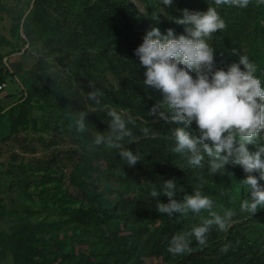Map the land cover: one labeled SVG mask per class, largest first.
<instances>
[{
  "label": "rangeland",
  "instance_id": "374dc122",
  "mask_svg": "<svg viewBox=\"0 0 264 264\" xmlns=\"http://www.w3.org/2000/svg\"><path fill=\"white\" fill-rule=\"evenodd\" d=\"M50 1L52 14L66 16L64 21H76L83 7L99 4L106 7L117 0ZM126 1L141 18L153 20L142 0ZM28 4L32 9L35 1L0 0V43L6 39L13 45L0 47V71L7 64L12 72L6 79L5 89L0 90V110L20 100L25 103L13 119L6 115L0 120V200L8 213L0 218V230L12 233L26 222L44 225L38 238L41 242L55 241L48 252L53 264H178L180 261L198 264L214 262L224 255L229 256L226 260L236 264H264V208L252 215L240 211L241 203H225L214 206L211 211L203 210L200 214L205 220L213 213L223 215L231 211L233 216L228 229L221 231L211 226L205 245H199L192 238L189 255L168 252V242L173 235L168 238V234L162 232L161 215L153 212L156 203L142 188L151 181L159 186L161 178L166 180L179 175L185 186L202 192L214 179V174L208 170V158L205 157L203 166L192 167L185 155L173 151L175 140L171 134L178 125L156 120L150 114L156 101L162 98L159 94L157 98L146 94L136 105L122 104L119 80L107 58L100 55L99 48L91 50L85 45L93 60V72L106 87L102 106L126 113L132 120L163 124L160 128L166 129L160 130L159 135L167 145L164 155L151 148L152 142L136 147L134 142L139 139L128 137L122 144L140 151L141 161L134 167L123 165L128 168L119 171L114 167L121 162L117 149L90 147L91 137L72 130L71 122L64 120L59 110L38 95L29 96L34 87L44 86L38 78L44 69L49 77L70 75L81 92L87 93L93 88L83 74L77 75L54 50L53 33L49 29L40 32L46 39L39 37L35 44L24 42L27 36L23 29L28 14H21ZM121 5L122 10L128 4ZM90 17L88 20L92 22ZM114 20L126 24L119 15ZM113 38L116 39L115 34ZM127 51L124 50L129 53ZM109 54L115 57L117 52L110 49ZM119 62L120 67L126 63L132 78L134 73L143 76L145 69L138 67L135 54ZM261 80L264 81V77ZM8 98L16 100L8 103L5 101ZM98 108L101 110V106ZM12 122L18 126L17 136L12 135ZM195 128L193 124L187 130L196 135ZM257 143L264 144V131ZM174 161L178 162V171L172 170ZM221 170L223 174L231 172L225 167ZM75 171L77 180L73 178ZM160 241L164 243L161 248ZM225 247L227 251L222 250ZM2 250L0 245V264H14L13 257L4 256Z\"/></svg>",
  "mask_w": 264,
  "mask_h": 264
},
{
  "label": "clouds",
  "instance_id": "9594fccd",
  "mask_svg": "<svg viewBox=\"0 0 264 264\" xmlns=\"http://www.w3.org/2000/svg\"><path fill=\"white\" fill-rule=\"evenodd\" d=\"M250 2L215 0L217 5L227 4L241 9L247 8ZM173 3L174 0H159L161 5L171 6ZM173 19L176 24L184 26L182 34L177 35L172 28L165 33L159 27H153L143 35V42L134 50L138 67L145 69L144 86L162 97L156 101L150 114L156 120L178 125L171 134L175 140L173 151L185 155L190 166H203L207 157L212 175L228 164L243 168L248 175L241 183L249 195L241 202L240 211L253 215L264 208V184L260 183L264 180V144L257 143L264 131V81L256 75L254 62L236 49L232 51L239 56L238 62L227 68L215 66V48L208 41L226 27L215 7L210 6L207 11L184 9L182 16ZM92 88L90 92H81L85 110L73 111L70 128L77 134L90 136V147L117 149L123 165L134 167L141 161V152L122 144L126 137H132L128 125L134 121L126 113L102 106L99 93L93 85ZM93 105L101 106L106 115L107 131L90 127L92 124L87 117L96 112ZM193 124L196 135L187 130ZM142 131L145 136L150 135L149 128ZM249 144H255L257 150L250 151ZM177 193L175 178L163 180L159 191H153L151 197L164 195L168 202L158 200L156 210L171 217L188 212L199 214L213 208V200L199 191L185 194L182 200L176 198ZM232 216L231 211L223 215L213 213L211 218L189 232L173 235L168 242V252L182 255L191 251L192 238L199 245H205L211 226L227 230ZM222 250L227 251V247Z\"/></svg>",
  "mask_w": 264,
  "mask_h": 264
},
{
  "label": "trees",
  "instance_id": "16d2710c",
  "mask_svg": "<svg viewBox=\"0 0 264 264\" xmlns=\"http://www.w3.org/2000/svg\"><path fill=\"white\" fill-rule=\"evenodd\" d=\"M35 1L34 8L28 4L21 16L27 17L24 23L23 33L27 36L25 43L35 44L41 37L40 32L48 29L53 33V48L58 51L62 56L65 64L70 65L77 75L83 74L86 80L94 86V89L99 93L101 101L104 98L105 85L101 83L98 76L93 72V60L89 50L85 48L88 45L89 49H100L102 54L111 64L115 75L119 80L121 86L120 99L122 104L136 105L138 101L146 94H151L157 98L156 91L148 90L143 84V76L132 74L127 71L126 63L121 67L119 60L127 56L134 55V50L138 47L136 43H142L143 35L152 27H159L162 32L172 28L176 34L184 32V26L178 25L174 22L175 17H180L184 9L190 11H207L208 8L215 7L220 16L224 19L226 27L222 31H217L216 34L209 39V44L215 48V66L217 68H227L232 63L238 62L239 56L233 54V49H236L240 54L247 55L255 64L258 77H264V3H259V0H251L247 8L241 9L227 4L217 5L215 0H174L173 5H161L159 0H142L148 8V12L152 16L151 20H144L139 14L132 10V6L126 0H117L109 3L108 6L103 7L99 5L85 6L76 21L62 20L64 17H58L52 14L50 0H32ZM121 3L128 4L121 10ZM110 8V12L108 9ZM119 15L125 19L126 24L123 25L116 22L115 17ZM89 22L88 19H91ZM126 33H130L128 37ZM114 34L116 39H114ZM2 46H13L12 43L3 39L0 43ZM110 49L117 52L113 57L109 54ZM127 51L129 53L124 52ZM20 51V50H18ZM2 57V61H3ZM9 60V59H8ZM243 67V66H242ZM12 73L10 67L6 64L4 69L0 71V86L6 84L8 75ZM144 74V72H143ZM13 75L15 73L13 72ZM39 82L44 83L43 87H34L29 96L38 95L41 99L45 100L49 105L55 107L60 111L62 118L71 122L73 111L85 110V103L81 98V90L79 85L74 81L70 75L55 74L49 77L46 74V69L43 74L38 76ZM24 100H20L8 108L0 110V120L6 115L13 119L16 111L24 107ZM96 107V112L89 113L87 119L90 127L94 130L104 132L108 129L107 117L99 106ZM134 123L128 126L132 131V137H126L125 140L138 138V142H134V146L150 145L151 148L158 149L162 155L167 151V145L163 143V137L159 135L165 131V128H160L161 123H155L153 120L142 121L134 119ZM149 128L150 135L145 136L142 129ZM160 128V129H159ZM163 130V131H162ZM18 126L12 122V135H18ZM158 135V136H157ZM175 144V142H174ZM173 145V144H172ZM250 151H256L257 146L253 144L247 145ZM143 148H147L143 146ZM121 159V158H120ZM166 161V160H165ZM140 161L137 162V166ZM174 168L172 170L178 171V162H173ZM114 167L117 170L127 169L123 167V162L116 163ZM225 169H229V174H223L222 170L214 174V179L203 188L202 195L208 196L213 200V207L223 205L225 203H241L248 198L246 187L241 183L248 175L243 168L228 164ZM258 176L259 173H256ZM74 180L78 179L77 172L73 173ZM175 178L177 184V199L182 200L185 194H195L185 186L183 178L168 177L167 179ZM160 180V179H159ZM161 178V182H163ZM79 186H82L78 181ZM264 184V180L260 181ZM160 185L156 186L151 181L150 184L142 191L151 196L153 191H159ZM152 198V197H151ZM155 203L161 200L165 203L168 202V197L161 195V197L152 198ZM153 212L159 213L154 207ZM201 213V212H200ZM191 213L185 217L184 213L176 214L175 216H168L160 214V219L163 221L162 232L170 235L187 233L193 228L201 224L205 217L201 214ZM8 216L5 206L0 200V218ZM157 216V214L155 215ZM167 230H166V229ZM45 229L44 225H33L26 222L16 228L12 233L0 230V245L3 248V255L10 254L13 257L14 264H53V260L49 258V250L55 244L53 239L41 242L38 235ZM163 242H159L160 248ZM191 251L185 254L189 255ZM229 256L224 255L214 262H199L198 264H236L237 262L226 260ZM191 259V258H189ZM196 263V262H194ZM178 264H185L181 263Z\"/></svg>",
  "mask_w": 264,
  "mask_h": 264
},
{
  "label": "crops",
  "instance_id": "0c3cea01",
  "mask_svg": "<svg viewBox=\"0 0 264 264\" xmlns=\"http://www.w3.org/2000/svg\"><path fill=\"white\" fill-rule=\"evenodd\" d=\"M6 87V86H5ZM5 89V88H4ZM16 100V98L15 99H11V98H8V99H6L5 101L6 102H8L9 103V101H10V103L12 102V101H15Z\"/></svg>",
  "mask_w": 264,
  "mask_h": 264
},
{
  "label": "built area",
  "instance_id": "2783aa9c",
  "mask_svg": "<svg viewBox=\"0 0 264 264\" xmlns=\"http://www.w3.org/2000/svg\"><path fill=\"white\" fill-rule=\"evenodd\" d=\"M6 86V84H2L1 86H0V90H3V88Z\"/></svg>",
  "mask_w": 264,
  "mask_h": 264
}]
</instances>
